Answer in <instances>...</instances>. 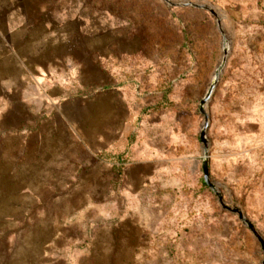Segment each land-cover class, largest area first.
<instances>
[{
    "label": "rangeland",
    "instance_id": "rangeland-1",
    "mask_svg": "<svg viewBox=\"0 0 264 264\" xmlns=\"http://www.w3.org/2000/svg\"><path fill=\"white\" fill-rule=\"evenodd\" d=\"M185 1L0 0L11 44L69 42L40 87L112 92L120 122L114 169L42 177L23 154L45 99L0 80V264H264V0Z\"/></svg>",
    "mask_w": 264,
    "mask_h": 264
},
{
    "label": "crops",
    "instance_id": "crops-1",
    "mask_svg": "<svg viewBox=\"0 0 264 264\" xmlns=\"http://www.w3.org/2000/svg\"><path fill=\"white\" fill-rule=\"evenodd\" d=\"M41 36L42 42L35 41L36 44L34 41L11 44L7 41V29L0 28V80L35 82L39 97L43 95L45 99L39 111L47 116L39 120L34 134L25 136L30 147L23 156L30 159L31 168L35 165L36 169H42V177L74 175L71 172H79L86 161L105 167L111 164L109 168L114 169V156L105 152L120 125L113 93L101 91L86 101L67 100L60 84L50 87L46 93L38 82L47 85L57 82L64 72L60 64L67 57L64 45L70 48L69 42L61 37H49L47 33ZM24 49L29 56L22 54ZM31 72L36 74L28 76ZM90 113L94 116L89 117ZM22 205L16 204V207ZM0 224H7L5 213L0 214Z\"/></svg>",
    "mask_w": 264,
    "mask_h": 264
},
{
    "label": "water",
    "instance_id": "water-1",
    "mask_svg": "<svg viewBox=\"0 0 264 264\" xmlns=\"http://www.w3.org/2000/svg\"><path fill=\"white\" fill-rule=\"evenodd\" d=\"M179 5H182V6H192V7H196V8H204V9L207 8L204 4H200V3H197V2H192V1H189V0H186L185 2H182V3H180ZM212 88H213V84L211 85V87H210V89H209L207 95H206V96L203 98V100L201 101V108H200V111L204 114V124H203V128H202V130H201V132H200V138H201L202 141L205 140V139H204V133H205V129H206L207 126H208V117H207V114H206V112H205V110H204V108H203V105H204V103L206 102V100L208 99V97H209V95H210V93H211V91H212ZM202 173H203V180H204V182H205L206 185H207L208 187H210V188L213 190V192L216 194V196H217V198H218V201H219V203L221 204V206H222L223 208H226V209L230 210L229 207H227V206H225V205L223 204L221 194L215 189L214 185H213V184L210 182V180H209V177H208V162H207V159H204L203 162H202ZM232 211L235 212L236 209H232ZM238 216H239L240 220H241L246 226H248V228H250V230H252V231L255 233L252 224H251L247 219L244 218V216L241 214L240 211H238ZM255 234H256V233H255ZM256 236L258 237L259 241L263 244L262 239H261L257 234H256Z\"/></svg>",
    "mask_w": 264,
    "mask_h": 264
},
{
    "label": "trees",
    "instance_id": "trees-1",
    "mask_svg": "<svg viewBox=\"0 0 264 264\" xmlns=\"http://www.w3.org/2000/svg\"><path fill=\"white\" fill-rule=\"evenodd\" d=\"M101 155H102V154H98V157H100V158H101V157H104L103 155H102V156H101ZM120 168L122 169V167H120Z\"/></svg>",
    "mask_w": 264,
    "mask_h": 264
}]
</instances>
